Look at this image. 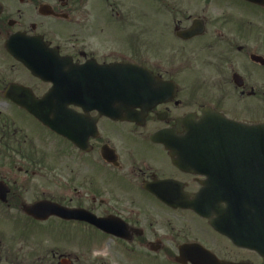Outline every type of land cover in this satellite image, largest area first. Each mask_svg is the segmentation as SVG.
<instances>
[{"label": "flooded vegetation", "instance_id": "flooded-vegetation-1", "mask_svg": "<svg viewBox=\"0 0 264 264\" xmlns=\"http://www.w3.org/2000/svg\"><path fill=\"white\" fill-rule=\"evenodd\" d=\"M118 2L0 0V264H264V0ZM120 63L155 97L127 116L104 71ZM49 78L72 90L51 99L69 137L13 102Z\"/></svg>", "mask_w": 264, "mask_h": 264}, {"label": "water", "instance_id": "water-1", "mask_svg": "<svg viewBox=\"0 0 264 264\" xmlns=\"http://www.w3.org/2000/svg\"><path fill=\"white\" fill-rule=\"evenodd\" d=\"M252 1L259 2L261 0H252ZM25 42L26 40L22 39V36L20 34H14L7 41L6 48L16 59L26 64L34 75L42 76L43 73L45 72H43L40 68H38L36 64L25 63L24 58L29 56L28 54H30V56L36 55L32 51L34 50L32 47H27L29 49L28 53L23 52L24 49L25 50L27 49L25 48ZM117 68H119V72L116 70ZM107 72L110 78L112 77L116 78L117 75H120L121 84L123 85V90L121 91V93L124 95L126 99V102H125L126 108L124 111L126 114H128L131 108L136 107L138 104V103H135L134 100L137 97L141 98L145 92L149 91L148 84H150V79H149L150 75L149 73H147L144 70L139 69L138 67H135L132 65H126V64H120L118 66H115V69H109ZM141 81H145V84H143L145 85V87L141 85ZM114 86L115 87L117 86L116 81L114 82ZM62 87H66V86L63 85L61 86V88ZM56 90H54V92L50 96H48V98L46 99L48 101L46 102L45 100V103L40 104V106H36L30 103H24V104H19V105L25 108L29 113L33 114L34 116L40 119H42V117L45 118L47 114L50 115L51 113H62L64 112V109L67 107V105L66 104L54 105L55 102H51V99L56 97L55 96ZM114 90L115 89H113L112 85L109 83V92H108L109 97L116 96V94L114 93ZM64 91L66 94H69L68 92L72 93V90L69 89L68 87ZM143 101L145 102H142L140 105L142 107L144 106L150 107V105L152 104V102H146V100H143ZM79 105L83 107L86 106L85 104H79ZM90 105L96 106L97 104H90ZM42 107L44 109H42ZM54 130L58 131L56 128Z\"/></svg>", "mask_w": 264, "mask_h": 264}, {"label": "rangeland", "instance_id": "rangeland-1", "mask_svg": "<svg viewBox=\"0 0 264 264\" xmlns=\"http://www.w3.org/2000/svg\"><path fill=\"white\" fill-rule=\"evenodd\" d=\"M119 4V2L117 3ZM152 6L151 0H122L121 5H118V12L123 16H150V7ZM152 15V12H151ZM15 31V30H12ZM116 45L110 41L109 46ZM33 235H37L36 230H33Z\"/></svg>", "mask_w": 264, "mask_h": 264}]
</instances>
